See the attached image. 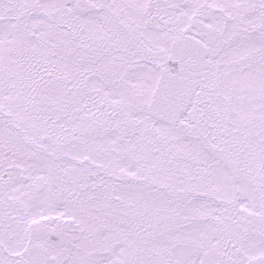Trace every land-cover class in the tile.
I'll return each mask as SVG.
<instances>
[{"label":"snow or ice","instance_id":"6c2138e0","mask_svg":"<svg viewBox=\"0 0 264 264\" xmlns=\"http://www.w3.org/2000/svg\"><path fill=\"white\" fill-rule=\"evenodd\" d=\"M0 264H264V0H0Z\"/></svg>","mask_w":264,"mask_h":264}]
</instances>
